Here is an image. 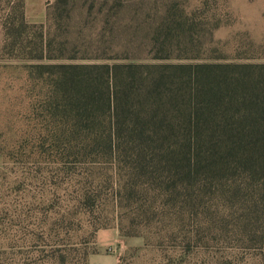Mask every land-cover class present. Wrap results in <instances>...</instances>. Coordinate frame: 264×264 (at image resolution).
I'll use <instances>...</instances> for the list:
<instances>
[{"label": "rangeland", "instance_id": "374dc122", "mask_svg": "<svg viewBox=\"0 0 264 264\" xmlns=\"http://www.w3.org/2000/svg\"><path fill=\"white\" fill-rule=\"evenodd\" d=\"M53 2L0 0V264H264L260 207L241 215V200L215 189L117 200L110 164L68 156L35 59L13 51L3 27L14 14L45 24ZM134 24L173 39L156 57L140 50L150 64L264 66V0H140Z\"/></svg>", "mask_w": 264, "mask_h": 264}, {"label": "trees", "instance_id": "16d2710c", "mask_svg": "<svg viewBox=\"0 0 264 264\" xmlns=\"http://www.w3.org/2000/svg\"><path fill=\"white\" fill-rule=\"evenodd\" d=\"M139 3L54 0L45 24L14 14L3 27L13 51L36 61L30 72L54 101L64 150L110 164L117 200H198L215 189L241 200V215L260 207L264 225V66L142 60V48L156 57L173 39L133 25Z\"/></svg>", "mask_w": 264, "mask_h": 264}]
</instances>
